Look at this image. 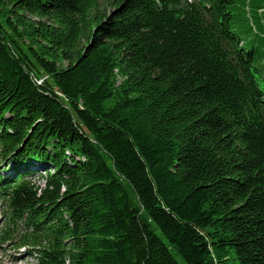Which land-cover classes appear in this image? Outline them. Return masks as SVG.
Instances as JSON below:
<instances>
[{"label": "trees", "instance_id": "obj_1", "mask_svg": "<svg viewBox=\"0 0 264 264\" xmlns=\"http://www.w3.org/2000/svg\"><path fill=\"white\" fill-rule=\"evenodd\" d=\"M0 218L35 264H264V0H0Z\"/></svg>", "mask_w": 264, "mask_h": 264}, {"label": "rangeland", "instance_id": "obj_2", "mask_svg": "<svg viewBox=\"0 0 264 264\" xmlns=\"http://www.w3.org/2000/svg\"><path fill=\"white\" fill-rule=\"evenodd\" d=\"M247 49L250 48L249 44H246ZM37 184H41L39 180H36ZM2 226L0 218V227ZM18 245L12 242L0 244V264H35L34 258L28 254L26 248H19Z\"/></svg>", "mask_w": 264, "mask_h": 264}]
</instances>
